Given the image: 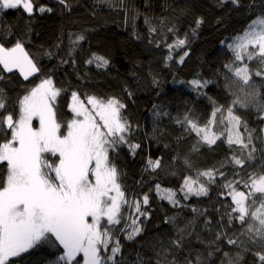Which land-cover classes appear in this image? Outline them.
<instances>
[{"label":"snow or ice","instance_id":"6c2138e0","mask_svg":"<svg viewBox=\"0 0 264 264\" xmlns=\"http://www.w3.org/2000/svg\"><path fill=\"white\" fill-rule=\"evenodd\" d=\"M99 2L113 7V0ZM225 2L237 7L241 4V0H221V3ZM58 3L71 11L70 0H58ZM120 4L123 6L124 0H120ZM20 7L31 15L33 0H0V13ZM39 11L50 12L52 9L40 6ZM144 22L148 25L149 43L155 41L158 48L166 44L169 50L166 60H172L173 51L188 43V33L179 38V29L175 25L165 32L163 21L162 39L156 41L152 36L157 32L156 27L148 17ZM203 22L202 18L194 21L192 35ZM167 33L177 37L171 44L167 43ZM9 35H12L10 29L0 35L2 71L11 73L17 69L25 81L33 77L39 82L25 89V94L17 98L11 111L9 97L0 88V264H16L14 258L45 246L55 253L49 264H129L123 255L125 245L121 234L124 240L134 241L142 233L140 217L148 215L143 206L149 205L150 197L145 193L140 199L129 200L121 182L122 173L115 164L123 147L126 146L133 156L141 147L132 142L134 130L123 114L126 105L116 97L85 95L81 99V95L73 91L68 105L71 118L62 119L58 98L64 90L57 88L50 76L44 75L42 68L25 50L22 39L17 38L12 46H6ZM67 39V55L75 63L73 53L87 37L83 32H69ZM137 39L142 37L137 34ZM62 45L61 39L55 47L59 50ZM226 46L232 59L223 67L236 79L224 74L225 87L238 89L242 96L232 91L235 98L227 106L208 97L212 110L203 125L190 116L177 122L188 134H196L197 144L214 145L226 133L223 142L233 152L230 162L243 169L246 163L256 160L258 150L264 157V128L256 134L257 129L250 127L247 113L237 114L239 109H254L257 119L264 122V93L261 91L264 89V13L253 18L242 35L232 37ZM45 55L53 58L58 52H46ZM187 55L184 52L179 62L183 63ZM245 61H254L255 70ZM61 63H69V60L61 59ZM85 63H95L99 68L107 67L110 62L92 53ZM254 76L260 78L259 83ZM3 79L0 75V80ZM189 83L199 91L210 81L194 78ZM254 140L260 142L259 149ZM233 145L239 146V156ZM161 163L159 159H148L145 171L150 168L155 172L161 168ZM185 165L189 170L194 167L187 158ZM223 167L221 162L219 168L197 170L195 178L184 177L179 188L182 198L177 197L176 191L164 189L166 194L160 197L161 200H167L173 207H188L181 205V199L207 196L209 186L217 184L218 174L224 182L217 186L227 190L235 205L225 208L217 221L219 230L214 239L208 241L196 231L195 216L183 221L182 226L179 214L167 216L165 223L172 226L174 235L169 240L170 248L164 251L184 253L182 260L174 257L167 264H210L218 253H221L220 264H244L247 253L255 256L257 264H264V165L258 173H249L239 180L235 179L239 173H234L233 179L229 180L221 171ZM241 185L247 191L239 190ZM155 189L159 195L160 184H156ZM191 210L197 216L205 215L196 208ZM211 223L204 220V228L209 232L212 231ZM193 243L202 245L207 251L192 247ZM225 245L239 251L234 255L223 251ZM250 245L259 250L253 251ZM135 264H145L140 253L136 254Z\"/></svg>","mask_w":264,"mask_h":264},{"label":"trees","instance_id":"16d2710c","mask_svg":"<svg viewBox=\"0 0 264 264\" xmlns=\"http://www.w3.org/2000/svg\"><path fill=\"white\" fill-rule=\"evenodd\" d=\"M70 2L71 11L65 10L58 0H33L34 11L31 15L22 7L4 10L0 13V35L4 34L5 29L11 30L12 35L7 37L9 43L6 44L9 47L17 38L22 39L25 50L42 68L44 75L50 76L55 86L64 90L58 98V111L63 113L62 119L71 118L68 105L73 91L78 92L81 99L85 95L116 97L126 105L123 114L134 130L132 142L139 143L141 147L136 150L135 156L130 154L126 146L123 147L115 158V164L122 173L121 182L127 189L128 199H140L145 193L149 194L150 199L149 205L143 206L148 215L140 217L142 233L134 241L124 240L121 234L125 245L123 255L129 264H135L137 253H140L145 264H157V261L167 264L174 257L182 260L183 252L164 251L165 248H170L169 240L174 235L172 226L165 223V218L179 214L182 226L183 221L195 216L196 231L202 239L208 241L214 239L215 232L219 230L217 221L225 208L235 205L227 190L217 186L224 182L218 174L217 184L209 186L207 196L181 199V205L188 207H173L167 200H161L160 197L166 194L164 189H172L176 191L178 198H182L183 193L179 188L183 178H195L197 170L219 168L223 162L221 171L227 178L231 180L234 173H239L235 176L239 180L241 177L246 178L249 173H258L264 165V157L258 150L255 153L256 160L246 163L242 169L230 162L233 152L223 142L226 140V133L214 145L204 142L197 144L199 138L196 134H188L177 122L190 116L203 125L212 110L208 97L227 106L235 98L231 95L232 91L242 96L238 89L229 90L225 87L224 74L232 77L228 69L223 67L232 59L226 45L231 42L232 37L242 35L253 18L264 13V0H241L239 7L231 2L221 3V0H124L123 6L120 0H113V7L100 3L99 0ZM40 6L52 11L41 13ZM133 17H136L134 21ZM145 17L157 29L152 34L156 41L162 39L161 21L165 32L175 25L179 29V38H184L185 33L189 34L188 43L173 51L172 60L165 59L169 54L166 44H161L158 48L155 41L149 43ZM197 18H202L204 22L195 35H192L191 28L195 26ZM69 32H83L87 37L73 53L75 63L67 55ZM137 34L142 39H137ZM61 39L63 45L58 50L55 46ZM175 39L176 36L167 33L168 44ZM46 52H58V55L49 58L45 55ZM184 52L188 55L180 63L179 57ZM92 53L108 59L109 65L98 68L95 63L86 64L85 61ZM61 59H67L69 63H61ZM0 75L4 77L0 80V88L9 97V111L15 106L17 98L25 94L26 88L39 82L33 77L25 81L16 71L4 72L2 66ZM194 78L208 80L210 83L196 91L189 83ZM253 78L260 82V78ZM261 91L264 93V89ZM236 107L239 108L238 105ZM245 113L250 127L256 128V134H259V129L264 128V122L257 119L254 109H239L237 114ZM240 130L243 132V128ZM253 143L259 149L260 142L254 140ZM232 148L239 156V146L233 145ZM185 158L194 165L191 170L186 168ZM148 159L161 160V168L155 172L150 168L145 171ZM156 184L161 186L159 195L155 189ZM239 190L247 191L242 185ZM221 191L224 195H220ZM192 208L205 215L197 216ZM205 219L212 222L209 226L211 232L204 228ZM192 240H195L194 236ZM191 246L207 251L198 243ZM250 247L253 251L259 250L254 245ZM223 251L234 255L239 249L225 245ZM220 257L221 253L216 254L210 264H220ZM54 258V250L45 246L14 259L16 264H49ZM244 264H257L255 256L245 254Z\"/></svg>","mask_w":264,"mask_h":264},{"label":"rangeland","instance_id":"374dc122","mask_svg":"<svg viewBox=\"0 0 264 264\" xmlns=\"http://www.w3.org/2000/svg\"><path fill=\"white\" fill-rule=\"evenodd\" d=\"M228 44V43H227ZM247 62V61H246ZM247 63H249V66H250V68H252V69H254V65H255V62L253 61V62H247ZM13 71H16V72H18L19 73V71L17 70V69H14ZM19 75H20V73H19ZM21 76V75H20ZM22 77V76H21ZM23 78V77H22Z\"/></svg>","mask_w":264,"mask_h":264}]
</instances>
